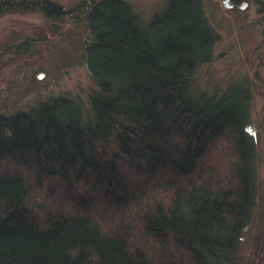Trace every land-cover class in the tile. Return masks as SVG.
Listing matches in <instances>:
<instances>
[{"label":"trees","instance_id":"trees-1","mask_svg":"<svg viewBox=\"0 0 264 264\" xmlns=\"http://www.w3.org/2000/svg\"><path fill=\"white\" fill-rule=\"evenodd\" d=\"M25 11L83 16L98 90L88 110L58 95L0 112V264H237L258 188L251 92L194 90L219 40L204 1L145 22L130 0H0Z\"/></svg>","mask_w":264,"mask_h":264},{"label":"rangeland","instance_id":"rangeland-1","mask_svg":"<svg viewBox=\"0 0 264 264\" xmlns=\"http://www.w3.org/2000/svg\"><path fill=\"white\" fill-rule=\"evenodd\" d=\"M51 1L70 11L83 0ZM167 1L130 0L145 22ZM203 1L219 40L212 59L198 67L194 90L219 95L233 85L250 88L248 132L256 144L258 188L252 219L237 250V264H264V0H241L233 7L225 0ZM243 3L245 8H241ZM90 40L83 16L51 20L37 11L0 15V112L28 111L58 95L74 97L88 110L90 95L98 90L86 64L85 47ZM118 214L114 221L124 217ZM128 216L129 211L125 219ZM138 237L137 243L158 249L144 236Z\"/></svg>","mask_w":264,"mask_h":264},{"label":"flooded vegetation","instance_id":"flooded-vegetation-1","mask_svg":"<svg viewBox=\"0 0 264 264\" xmlns=\"http://www.w3.org/2000/svg\"><path fill=\"white\" fill-rule=\"evenodd\" d=\"M226 1V0H225ZM232 1V2H231ZM241 0H227L229 7H233L235 3L240 2Z\"/></svg>","mask_w":264,"mask_h":264},{"label":"water","instance_id":"water-1","mask_svg":"<svg viewBox=\"0 0 264 264\" xmlns=\"http://www.w3.org/2000/svg\"><path fill=\"white\" fill-rule=\"evenodd\" d=\"M225 3H226L227 6H229L227 0L225 1ZM245 7H246V3H243V4L241 5V8H245Z\"/></svg>","mask_w":264,"mask_h":264}]
</instances>
